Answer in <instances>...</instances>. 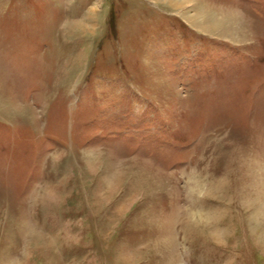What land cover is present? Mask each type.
<instances>
[{
	"label": "rangeland",
	"instance_id": "rangeland-1",
	"mask_svg": "<svg viewBox=\"0 0 264 264\" xmlns=\"http://www.w3.org/2000/svg\"><path fill=\"white\" fill-rule=\"evenodd\" d=\"M0 264H264V0H0Z\"/></svg>",
	"mask_w": 264,
	"mask_h": 264
}]
</instances>
